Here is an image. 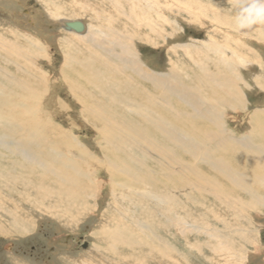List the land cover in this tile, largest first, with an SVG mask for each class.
<instances>
[{"label":"rangeland","instance_id":"1","mask_svg":"<svg viewBox=\"0 0 264 264\" xmlns=\"http://www.w3.org/2000/svg\"><path fill=\"white\" fill-rule=\"evenodd\" d=\"M43 1L44 0H0V30H5L4 32L8 34L7 36L10 39H12V37L16 39L17 36L22 39L19 35L22 34L29 38L30 42L34 41L33 43L36 46L41 44L42 47L40 48L43 49V60L34 61L38 70L27 67L30 75L33 74L36 76L37 74L38 78H40V75H43L38 85L36 81L31 82L29 80V83L33 84L31 88L33 93H36L35 98L27 99L22 89H13V85L9 84L10 87L5 89V97L0 98V118L4 119L3 122H0V192H2L0 194L4 196L2 198L0 195V203H3L2 205L0 204V225H2L1 229H4L0 230V264H137L138 260L140 264H160V261H157L158 258L154 256L153 258L155 259H153V262L150 260L152 256L148 255L150 253H146L149 252V250L143 245L144 240L145 243L149 242L151 244L153 242L151 238H148L150 233L141 230L136 219L144 221L145 224L153 220V224L155 225L152 227V231H155L158 236L166 239L168 244L174 248L173 250L177 252L176 255L170 257L171 262L168 261L166 264H172L174 262L173 260H178L179 264H264V180H259L257 178L259 177L258 174L264 175V173L259 170L257 173L251 169L250 165L253 164L252 160L246 157V153H238V148L234 142L226 146L227 148L225 151L230 152L227 158L223 157L218 161L223 163V169L227 166L223 160H228L236 169L245 167L247 171L250 168L252 175L251 179L246 178V174H244V179H242V181L233 179L230 177L231 174L219 178L213 173L212 167L205 161H202V163L195 161L194 158L183 151V149L167 141L165 131H156L154 128L155 126H152L151 122L148 121L153 119V122L156 123L161 117L163 120L171 122L173 126L172 129L178 134L177 127L181 129V136L177 134V136H173L176 138L179 136L180 139L185 138V141L186 139L188 140L187 137L198 138L204 133L205 137L198 139L201 143L205 142V144L207 142L208 133L217 131V128L214 129V127L217 126L202 119L195 121V123L199 125L197 129L194 127L190 128V124L186 122H183L181 125L178 124L175 119L177 117H172L176 114L178 115L175 110L181 113H190V108L186 106L181 99H178L169 89V95L166 96L169 99H159V97H165L163 91L161 92L160 89H166L167 86L158 81L153 83L148 82L149 84L144 83L143 85L144 88L148 89L147 92L154 95L157 99H121L118 96L115 102H112L109 98L106 99V95L100 94H96L93 99L102 101V106L110 113H118L117 115H120L119 119H127L128 121H134L136 123L139 122L142 130L148 134L149 137L153 138L156 143L158 142L160 145L169 148L168 150L173 153L174 157V163L172 162L173 165L171 169L172 176L166 177L165 179L163 176V170L165 171L164 167L157 161L155 162L153 158L145 155V153L150 152V150L142 139H136L133 135L126 134L125 138H128L127 140L129 143L124 142L122 139L123 137L114 132L115 134L111 139L112 143L120 148L122 153L112 151V149L101 140L98 142L100 136L97 135L96 128L100 127L101 129V124L91 117H88L89 119L87 120V115L82 112L79 100L73 99L68 89L65 87V84L57 82L56 75H59L58 72L64 61L62 60V53H60L59 48L63 41L62 38L68 37L64 33L71 34L69 37L73 38L72 33L65 32L61 29L59 24H57V20L66 18L69 15H80L81 12H83V6L80 2L84 3V1L90 2L93 6L96 5L99 12L102 9L103 14H106V11L111 10L112 7L108 6L109 3L107 0H93V2L92 0ZM118 1L119 5H124L126 7L127 0ZM231 1H171L170 19L179 22V28L175 29L173 25L171 28H168L170 32L168 47L174 49L172 53L173 56L169 55L167 57L164 51L159 52V50L156 49L150 50L145 44L140 43L138 44L139 50L142 56H144L140 58L141 62L154 70H167L169 67L175 66V69L172 71L178 72V74L182 76L181 78H184V81L186 80L184 84L189 87H196L200 85V82L193 79L194 75L191 73L192 71H190L192 64H190L191 62L188 59H185L190 55H186L182 47L175 49V46L189 44L191 41L201 42L206 38L213 37L217 39L220 44H230L231 47L236 43L243 45L239 46V51H242L246 55L248 52H251L261 63H264V5L261 6L254 0H243L247 5L235 2L234 0ZM258 1L264 4V0ZM42 2L44 4H42ZM208 3L211 6L214 4V7L219 8L222 16L218 14V10L215 15L216 19L209 20L205 18L204 15ZM45 4L47 7L46 9L50 11L54 18L53 21L50 17L48 18L47 14L43 11V9H45V7H43ZM56 4L57 6H55ZM243 5L252 11L244 12L242 8ZM182 8H191L192 11L200 13V17L194 20L187 16ZM85 12L84 15H88V17L86 16L88 20H90V16H94L87 11ZM210 14L212 13L210 12ZM210 14L208 13V15ZM86 17H76L75 19L82 20L87 25L89 22L85 19ZM158 23L161 22L159 21ZM228 24L230 27H227ZM90 25H94V21ZM153 25H156V21L153 22ZM157 27L159 26L157 25L155 29ZM6 33H2L1 35ZM43 35L46 38L41 39ZM95 36L98 38L96 39L98 52H101L106 58L115 59L116 63H119L120 61H117L115 56L112 57L106 53L109 44L105 43L103 34L98 33ZM69 41L72 44L69 50L70 58L84 59L89 56L86 50H80L74 40L70 39ZM28 44L29 43H25L23 46L20 44L23 52L37 51ZM115 49L116 52H121L118 47ZM92 51L95 52V50ZM193 51L194 50H192V54L194 53ZM227 57L229 58L230 56L227 55ZM214 58V56H208L207 60L201 62H208L207 70L209 74L213 73L215 66ZM102 59L104 58L102 57ZM255 59L256 58H254L252 62H244L242 66L237 65V62L233 59L231 60L233 66L242 77V80L247 84H239L240 86H238L239 91L243 93V101H248L253 108L262 107V105H264V90L259 91L256 85L253 84L255 76L257 79L259 78L264 82V64H262V68H259V66L256 65V61H254ZM211 60L213 64L209 63ZM1 63V68L6 67L3 61H1ZM73 67H76L77 69H75L79 73L82 72L79 67L75 65H73ZM12 68L13 66L8 67V70H11V76L19 77ZM193 72H195L194 69ZM72 75L74 74L72 73ZM21 79L26 78L22 77ZM124 79L125 76H120V74H118L119 81H123ZM1 80L0 78V86L3 84ZM83 80L82 77H74L71 83L75 82L83 86ZM99 84L101 88L104 89V82H99ZM173 84V80L169 81L170 88H173ZM13 92L15 93L13 94ZM9 96L12 97L6 99ZM81 99L87 98L83 96ZM119 100L123 103L118 104ZM228 100L229 99H222V101ZM162 101L172 106V109L167 110L169 114L164 113L159 107V102ZM195 101L199 104L201 99H195ZM129 102H131L132 105L129 104ZM205 107L206 109L203 110L202 113L210 117L212 110L206 105ZM132 108H138V113L141 114V117L138 113L131 112L130 109ZM232 113L234 112L225 111L222 120L228 135H230V131H234L239 133L237 137H240L241 133L250 129L249 123L240 121L241 124H231L233 122L231 120L233 117ZM214 115L217 116L218 114L214 112ZM143 116H146L147 122ZM107 120L108 118L103 119V121ZM7 121H9L8 125ZM21 124H24L23 127H21ZM253 126L254 134H251V130H249L250 142L254 147L256 146V149L264 152V118L259 119ZM67 129L70 130L68 133L69 136L73 134L78 138V145L85 151V153H83L85 158L88 153L96 154L95 156L99 159H101L99 154L102 155V153H106L111 157H113V155L118 156V161L122 165L127 163L129 167L135 170L137 169L147 178L150 177V181L147 179L150 184L146 185L151 188V193L150 189H146V186L142 183H125V185L128 186L126 188H120L118 185H116L118 187H114L119 199L113 201L109 191V188L111 189L113 186H109V184L105 182L104 167H100L95 162L90 164V166L88 163L82 164L83 158L75 163L67 160L64 161V159L61 158L60 162L58 161V163L54 164V159L55 161L58 160V156L55 154L62 155V153H66L67 155L69 151H74L73 143L70 138H66L64 135V131ZM10 130L13 132H10ZM32 130L39 131L40 138H37L36 135L33 136ZM133 138L136 139L137 142L133 143ZM179 138L178 140H180ZM16 144L19 145L16 146ZM187 144L189 148L192 146L198 147L192 140H188ZM6 146L13 151H7L8 148ZM39 146L40 148H38ZM101 147H103V150H101ZM255 148L253 149L254 151H256ZM25 149H28L29 152L23 151ZM30 151L36 152L40 156L42 164L45 163L44 166L50 165L51 169L52 167L53 169L57 168L62 173H77L78 175L92 171L97 172L96 177L93 176L92 179L99 178L103 183L101 182L100 184L98 179V185H95V187L89 183L92 187L85 186L83 192H80V194H83L82 197L72 198L71 201L63 202L64 204L68 202L65 207L62 202L60 206L57 199H34L31 189L27 187L24 189V192L25 194H30V202H27L28 200L26 199L24 205L21 206V200H18L17 197L12 195V192L10 193L13 178L15 180L22 178L34 185L37 184L35 183L38 182L37 180H45L44 182L47 185L51 184L53 186L52 181L49 180L53 179V177L49 176V173H45L41 168L39 169L36 167V165L30 163L29 165L26 163L27 159L30 160L33 157ZM151 152L153 151L151 150ZM192 152L194 153V151ZM22 156L25 158L22 159ZM197 156H201L203 159L201 149ZM132 157L137 158L139 161L142 159L145 161L144 165H139L138 163L140 162H133L131 160ZM181 162L187 166L186 172H189V175L185 172L184 177L177 175L176 171ZM71 164H75V172ZM144 167H146L145 170L143 169ZM150 169L154 170L155 173L151 174ZM190 172H194L196 175ZM198 174L203 175L202 182L198 180ZM227 176L229 179L226 181ZM77 180L81 184L87 183L85 178H77ZM142 180L143 179H141V181ZM204 181L210 182L211 185L220 190V192L215 194L205 193L204 189L200 188L201 183ZM5 182L7 183L5 184ZM67 186L68 185L65 187ZM44 187L47 186L45 185ZM130 192H139L140 196L137 193V195H131L133 204H131L128 199L127 202L120 203L119 200L123 201V199L119 195H129L131 194ZM153 193H156L154 201L149 198ZM251 194H253V196H251ZM9 199L14 200V202L11 200L8 202ZM62 199L64 201V197H62ZM13 203H15V205ZM80 206H82V208ZM83 206H85V209H83ZM113 206L115 208H112ZM63 209L65 214L61 215ZM76 209L79 211H76ZM132 210L134 211V215H132ZM13 211L16 213H13ZM112 216H116V218L122 220L124 224L122 225L121 222L117 221V228H106L103 226L102 224L109 221ZM16 224L19 225L16 226ZM242 227L250 231L248 242L245 241L246 243L241 237ZM124 230H126L124 233L121 232ZM129 231L138 234L142 239L141 242H143L140 247L139 245L133 246V242H130L129 246H138L139 248L130 249L124 244H121V240L124 242L133 240L138 243L137 239L131 238V235L128 233ZM227 234L229 235V240L227 239V241H225L226 238L224 236ZM223 242L226 243V246H220V244L223 245ZM94 247L101 249L100 253L97 254L100 256L99 258L96 257L94 251H90ZM111 251H114V254Z\"/></svg>","mask_w":264,"mask_h":264},{"label":"bare ground","instance_id":"2","mask_svg":"<svg viewBox=\"0 0 264 264\" xmlns=\"http://www.w3.org/2000/svg\"><path fill=\"white\" fill-rule=\"evenodd\" d=\"M171 1H173V0H127V4L125 7L124 5H119L118 0H107V2L109 3L108 6L112 7V9L109 11H106V14H103L102 9L99 12V10L96 8V5L93 6L90 2H85V1H84V3L80 2V4L83 6V12L84 13L81 12L80 15L76 14L74 16L69 15L66 18H60L57 20V24H59L61 29L65 32L72 33V36H73V38H71V37H69L71 34L64 33L68 37H66V38L61 37L63 41L61 42V45L59 48H60V53H62V60H64V61L62 62V65L60 67V71L58 70L59 75L58 74L56 75L57 82H61L62 84H65V87L68 89V92L73 97V99L79 100V103H81L82 112L85 115H87L86 116L87 120L91 117V118H94L97 122H99V124H101V129H100V127L96 128V133H97V135L100 136L98 138V142L101 140L103 143H106L107 146H109L112 149V151L122 153L121 149L112 143L111 139H112V136L115 134L114 132L120 134L123 137L122 139L124 142L129 143V141L127 140L128 138H125L126 134H131V135H133V137H136V139L137 138L142 139L145 142V144L147 145L148 149L150 150V152L145 153V155L147 157L153 158L155 160V162L157 161L158 163H160V165L162 167H164L165 171L163 170V176L165 177V179H166V177L168 178L169 176H172V173H171L172 170L171 169H172V165L174 163L173 162L174 161L173 153L168 150L169 148L160 145L158 142L156 143L153 140V138L149 137L148 134H146L142 130V128L140 126L141 124H139V122L136 123L134 121H132V122L128 121L127 119L126 120L125 119H119L120 115L118 116L117 115L118 113H114V114L110 113L106 108H104L102 106V101H100L98 99H93L96 96V94L106 95V99L109 98L112 102H115V99H117L118 96L121 99H157L156 97H154V95H151L150 93L147 92L148 89L144 88V86H143L144 83L149 84L148 82L153 83L155 81H158L161 84H166V86H167L166 89H160L161 92L163 91V94L165 97H161V98L159 97V99H169L166 96L169 95V90H171L172 93L175 94L178 99H181V101L186 106H189L190 111H191L190 113H181L180 111L175 110L179 116L176 114L175 116H172V117L173 118L177 117L175 119L178 122V124L181 125L183 122H186V123L190 124V128L194 127L197 129L199 127V125L197 123H195V121L202 119V120L209 121V123L214 125V126H217V127H214V129L217 128V131H215L214 133H210L209 131H207L209 133L207 136L206 144H205V142L201 143L198 139V138H204L205 137L204 133H202L198 138L187 137L188 140H192L199 147L198 148L196 146H192L189 148V146L187 144L188 140L186 139V141H185L184 140L185 138H183V139L179 138V136H181L180 135L181 129H179L177 127V130L179 132V134H178L174 129H172L173 126L171 125L172 124L171 122L163 120L161 117H160V119H158L159 122L156 121V123L153 122V119H151V121H148V122H151L152 126H155L154 128L156 131H158V130L159 131H161V130L165 131V137H166L167 141H169L172 144L174 143L176 145V147L183 149V151H185L190 156H192L195 161H198L199 163H202V161H205L209 166L212 167L213 173H215V175L218 176L219 178H222L227 174H231L230 177H232L233 179H235V180L238 179V181H242V179H244V174H246V176H247L246 178H249V179L252 178L251 169L257 173H258V170L260 172L264 173V152L256 149L255 148L256 146L254 147L251 144L250 132H249V130H251V134H254V126H253L254 123L259 121V119L264 118V105H262V107L260 106V107L253 108L248 103V101L247 102L243 101V99H244L242 97L243 93L239 91L238 86H240L239 84L244 85L246 83H244V81L242 80V77L240 76L238 71L233 66V63L231 62V60L233 59L235 62H237V65L242 66L244 62H252V60L254 58H256L254 61H256V65L259 66V68L260 67L262 68V64H264V63H261V61L258 60L257 57H254L251 52H248L246 55L242 51H239L238 50L240 48L239 46H243V45H239L236 43V44H233V47H231L230 44H220L218 42V40L213 38V37L206 38L205 40H203L201 42L191 41L189 44L176 45L175 46V49L182 47L183 50L185 51L184 53L186 55L187 54L190 55L185 59H188L191 62V63L190 62L189 63L192 64V68H191L192 70L190 69V71H192L191 73H193V75H194L193 79H195L197 82H200V85H197L196 87H189V86L185 85L184 82H186V80L184 81L183 80L184 78L182 79L181 78L182 76H180V74H178V72L172 71L173 69H175V66L169 67L167 70H154L150 66L145 65L144 63L141 62L140 58L144 57V56H142V54L140 53V50H139L138 44H140V43L145 44V46L150 50L156 49V50H159V52L164 51V54L167 57L169 55L173 56L172 53L174 52V49L168 47V43H169V39H170V32H169L168 28H171L172 25L175 27V29L179 28L178 27L179 22H177L175 20L172 21L170 19V10H171V8H170L171 4L170 3H171ZM183 1L194 2L195 0H183ZM228 1H231V0H228ZM234 1L240 2L244 5H247L243 0H234ZM254 1H256L257 4H259L261 6L264 5V4L260 3L258 0H254ZM43 2H42V4H44ZM92 2H93V0H92ZM231 2H233V1H231ZM57 4L55 6H57ZM244 5L242 7L244 9V12L252 11V10L247 9ZM43 7H45V9H43V11L47 14L48 18L50 17V19H52V21H53L54 18L52 17L50 11L48 9H46L47 8L46 4ZM126 8H127V10H126ZM182 9L186 12L187 16H189L190 18H193L194 20H196L200 17V13H198L197 11H192L191 8H187V9L182 8ZM218 10H219V8L214 7V4L211 6L208 3V5L206 6V11H205V15H204L205 18H207L209 20L216 19L215 15H216ZM85 11L91 13V15H94V16L93 17L90 16L89 17L90 20H88V18H87L88 15H84L86 13ZM210 12L212 14H210ZM82 13H83L84 17L87 16L85 18L87 20V22H89L91 24L94 21V25H90L89 23H87V25H86L84 21L79 20V19H75L76 17L82 18L83 17ZM208 13L210 15H208ZM218 14L222 16L220 10L218 11ZM104 15H105V17H104ZM223 17H224V15H223ZM77 20L80 21L84 25V30L82 32H75L72 30H67L62 25V24H64V22H71V21H77ZM154 21H156V25H153ZM159 21L161 23H158ZM212 23H218V22H212ZM157 25L159 27H157L155 29V27ZM227 27H230L229 24L227 25ZM4 31L0 30V63H1V61H3L6 64V67H3V68L0 67V73H1L0 78L2 79L1 81H3V84L0 86V98L5 97V89H8V87H10L9 85H13V87H12L13 89H15V88L22 89V92L24 93V96L27 97V99L35 98L36 93H33V90L31 88V86L33 84L29 83V82L30 81L31 82L36 81L37 85H38V84H40V78L42 79L43 75H40V78H38L37 74H36V76L33 74L30 75V73L27 70L28 69L27 67L33 68L34 70H38V67L36 66V64H34V61L43 60V56H42L43 49L40 48L42 46H41V44L39 46H36L33 43L34 41L30 42L29 38H27L26 36H23L22 34H19L22 39H20L19 36H17L16 39H15V37H12V39H10L7 36L8 34ZM2 33H6V34L1 35ZM8 33L10 34L9 31H8ZM98 33L103 34V36L105 37V43L109 44L108 48L106 50V53H108L112 57L115 56V58H117V61L118 60L120 61L119 63H116L115 59L113 60V59L106 58L103 54H101V52H98V49H97L98 44L96 43V39H98V38L95 36ZM25 34H27V33H25ZM76 35H80V36H76ZM29 37H31V36H29ZM42 37L43 38H41V39L46 38V37H44V35ZM70 39L74 40L75 43H77L80 50H82V51L86 50L88 52L89 56L87 58H84V59L83 58H72V57L70 58L69 50L71 49V46H72L71 42L69 41ZM25 43L26 44L29 43L28 45L34 47L37 51L36 52L35 51L34 52L33 51L32 52L31 51L23 52L20 44H22V46H23ZM117 47L121 52L115 51L116 50L115 48H117ZM92 50H95V52H93ZM192 50H194L193 54H195V55L192 54ZM179 54H180V52H179ZM99 55H101L104 59H102V57ZM227 55H229L230 57L228 58ZM39 56H40V58H39ZM208 56H214L215 57L214 58L215 66H214L212 74H209V71L207 70V67H208L207 63L208 62L207 63H201V62L207 60ZM209 63L213 64L212 60ZM73 65L79 67L81 69L80 71H82V72L79 73L76 70L77 68L73 67ZM193 65H194V67H193ZM11 66H13L12 69L14 70L15 74L17 73V75H19V77L11 76V74H12L11 70L10 69L8 70V67H11ZM178 69H181V68H178ZM193 69L195 72H193ZM70 71L74 75H72V73ZM118 74H120V76L121 75L125 76V79L123 81H119L118 80ZM156 76H157V78H156ZM22 77L26 78V79H21ZM74 77H82L84 79L82 82L83 86H80V85L76 84L75 82L71 83V81L73 80ZM171 80H173V83H174L173 88L169 87V81H171ZM253 80H254L253 84L256 85V88L259 91L264 90V82H262L263 80H261L259 78L257 79L256 76L254 77ZM99 82H104V86H103L104 89L101 88ZM14 93L15 92H13V94ZM83 96H86L87 99H81ZM11 97L12 96H9L6 99H10ZM195 99H201V102L198 104L195 101ZM222 99H229V100L228 101H222ZM119 103L122 104L123 102H121L119 100L118 104ZM16 104H18V103H16ZM129 104L132 105L131 102H129ZM205 105L210 107L212 110V113H210L211 114L210 117H208L202 113L203 110L206 109ZM159 107L166 114H169L167 112V110L172 109V106H170L169 104H167L164 101L159 102ZM139 109H140V107H139ZM130 111L138 113V108H136V109L132 108V109H130ZM173 111H174V109H173ZM225 111L234 112V113H232L233 117L231 118V120L233 122L231 124L235 123L237 125L238 123H240V121L248 122L250 129H248L246 132L241 133L240 137H237V134H239V133L234 132V131L233 132L230 131V135H228V132L226 131L223 120H222V118L224 117ZM214 112H216L218 115L215 116ZM138 114L141 117V114L140 113H138ZM121 116H122V114H121ZM104 118H108V120L103 121ZM217 120H218V123H217ZM1 121L3 122L4 119H1L0 122ZM145 121L147 122V119ZM24 122H26V121H24ZM8 124H9V121H7V125ZM23 125L21 124V127H23ZM263 129H264V127H263ZM10 132H13V131L10 130ZM64 132L66 133V134L64 133L65 137L70 138L71 142L73 143L74 151H69L67 153V155H66V153H62V155L55 154L58 156L57 157L58 160L55 161V159H54V164L58 163V161L60 162L61 158H63L64 161L67 160V161L72 162V163H75L76 161H80L83 158L82 159L83 163L81 162L82 164L88 163L90 166V164L95 162L100 167H104L103 170L105 171L104 174L106 177V178H104L105 182L107 184H109V186H113V188L112 187H111V189L109 188V191L111 193V198L113 201H117L119 199L116 195V190L114 187L120 186V188H126L128 186L125 185V183H142L146 186V189H148V190L150 189V193H151V188H149V186L146 185V184H150L147 181V179H149L150 177L147 178L146 176H144L143 173H141L137 169L135 170L134 168L129 167L127 165V163H124L122 165L118 161V156H116V155H113V157H111L106 153H102V155L99 154V157L101 158V159H99L98 157L95 156L96 154L94 155V154L88 153L86 155V158H85V156L83 155V153H85V151H83L82 148L78 145V138L75 137L73 134H71L69 136L68 133L70 132V130H68V129L65 130ZM176 134L179 135L177 138L175 136H173ZM13 135H14V133H13ZM32 135L33 136L36 135L37 138H40V132L37 130H32ZM162 136H163V134H162ZM178 138L180 140H178ZM136 139L133 138L132 142L133 143L137 142ZM9 140H11V139H9ZM140 142H141V140H140ZM232 142H234L236 144V147L238 148V153L239 152H241V154L246 153V157H248V159L252 160L253 164L250 165L251 169L249 168L247 171H246L245 167H242V169H236L233 167L232 164H230V162L228 160H223V162L227 164L226 168L223 169V165H222L223 163L219 162L218 160L223 158V157L227 158V156L230 152H226L225 149L227 148L226 146L232 144ZM17 145H19V144H16V146ZM146 145H144V146H146ZM7 148H8L7 151L11 150L9 147H7ZM38 148H40V146ZM254 148L256 149V151L253 150ZM200 149L202 150L203 159L201 156H197ZM101 150H103V147H101ZM151 150L153 152H151ZM191 150L194 151V153ZM11 151H13V150H11ZM15 151H17V150H15ZM23 151L29 152L28 149H25ZM30 154L33 155V157L31 159L28 157L30 160L27 159L28 161L26 160V163L36 165V167H38L39 169L41 168L45 173H49V176L53 177V179H49L52 181L53 186L51 184L47 185L44 182L45 180H37L38 182H35L37 184L34 185L27 180H23L22 178L15 180L12 177L13 182L11 183L12 184L11 188H13V189L10 188V193L12 192L13 193L12 195L17 197L18 200L19 199L21 200V202H20L21 206L24 205V203L26 202V199L28 200L27 202H30L29 201L30 194H28V193L25 194V192H24V189H26L27 187H28V189H31V192L33 193L34 199H37V198H42V199L50 198L53 200L57 199L58 204L60 205L61 202H62V204H64L66 201H71L72 198L82 197L83 194L82 193L80 194V192H83L85 186L89 187L90 186L89 183H90L91 185H93V187H95V185H98L97 179H98V181H100L99 178L92 179L93 176L96 177L97 172L92 171V172H88V173L87 172L81 173L79 175L77 173H74V174L73 173H62L57 168L53 169V167H52V169H51L50 165L44 166L45 163L42 164V160H40V156L36 152L30 151ZM16 155H20V154H16ZM251 155H252V158H251ZM65 157L66 158L68 157V158L66 159ZM23 158H25V157L22 156V159ZM26 158H27V156H26ZM131 160L133 162H140V163H138L139 165H141V164L144 165V162H145L142 159H140V161H139L137 158H134V157H132ZM74 165L75 164H71V167L75 172ZM242 165H245V164H242ZM146 167H144L143 169L145 170ZM147 169H149V168H147ZM186 169H187V166H185L184 163L181 162L179 165V168L176 170L177 175L184 177ZM76 170H78V169H76ZM150 173L154 174L155 171L151 170ZM186 173H187V175H189V172H186ZM190 173L193 175H196V173H194V172H190ZM220 175H221V177H220ZM258 175H259V177H257V178L259 180H264L263 174H258ZM76 177L77 178H85L87 180V183L81 184L77 180ZM197 178L200 182H202L203 175L198 174ZM121 179L124 181H122ZM141 179H143V180L141 181ZM152 179H154V178H152ZM228 179H229V177L227 176L226 181ZM149 181H150V179H149ZM101 182L102 181H100V184H101ZM6 183L7 182H5V184ZM65 184L68 186L65 187L66 186ZM45 185L47 187H44ZM116 185H118V186H116ZM90 187H92V186H90ZM200 188H203L205 193H214L215 194V193L220 192V190L216 189L208 181H204L203 183H201ZM13 190H15V191H13ZM6 191H7V189H6ZM0 193H2V192H0ZM7 193H8V191H7ZM136 193L137 192H133L129 195H126V194L119 195L123 199V201L119 200V202L120 203L121 202H127V199H128V201H130L131 204H133L131 195L136 194ZM147 193H148V191H147ZM137 194L140 196L139 192ZM155 194L156 193H153L149 197L152 201L155 200ZM148 195H150V194H148ZM251 196H253V194H251ZM3 197L4 196H2V198ZM62 197H64V201H63ZM224 197H226V196H224ZM3 200H5V199H3ZM10 200L11 199H9L8 202ZM11 201L14 202V200H11ZM13 204L15 205V203H13ZM36 204H37V202H36ZM67 204H68V202H67ZM67 204H64V207ZM155 204H157V203H155ZM69 206H70V204H69ZM85 206H83L84 207L83 209H85ZM80 207L82 208V206H80ZM1 208H3V207H1ZM112 208H115V207L113 206ZM242 208H245V207H242ZM8 209H10V208H8ZM54 210H55V208H54ZM2 211H4V210H2ZM76 211H79V210L76 209ZM61 212H62L61 215L65 214L64 209ZM13 213H16V212L13 211ZM132 215H134L133 210H132ZM61 219H63V218H61ZM245 220H246V218H245ZM117 221L121 222L122 225L124 224L122 220L116 218V216H112L109 219V221H106V223H103L102 225L105 226L106 228H108V227L117 228V226H118ZM136 222L139 224L141 230H144V231L150 233L148 238H151L153 243L150 244L149 242H147V243H149V244H147V243H145V240H144V244H143L149 250V252H146V253H150L148 255L152 256V257H150V260L153 261V259H155L153 257L155 256L156 258H158L157 261H160V264L161 263L166 264L168 261L171 262L170 257L176 255L177 252L173 250L174 248L168 244V241L166 239L162 238L161 236H158L155 233V231H152V227L155 225V224H153V220L151 222L149 221L148 224H145L144 221H142L140 219H136ZM17 225H19V224H16V226ZM1 228H2V225H0V230H4ZM22 229H24V228H22ZM103 231H104V229H103ZM125 231L126 230L121 231V232L124 233ZM128 233H129V235H131V238L133 237V238L137 239L138 243H136L133 240H130L127 242H124L123 240H121V244H124L125 246H127L130 249H136L138 246L137 247L129 246L130 245L129 243L133 242V246L139 245V247H140L141 243H143V242H141L142 239L139 237V235L134 233V232L132 233L131 231H129ZM142 233H141V235H142ZM241 233L240 234H241V237L244 239V242L245 241L248 242L250 231L247 228L246 229L243 228ZM106 235H108V234H106ZM218 235H219V233H218ZM224 237L226 238L225 241H227V239L229 240L228 234L225 235ZM222 241H224V240H222ZM101 242L104 243L103 241H101ZM220 246H226V243L223 242V245L220 244ZM100 250H101L100 248L94 247L90 251L91 252L94 251L96 257L99 258L100 256H98L97 254L100 253ZM109 251H110V248H109ZM136 254H137V252H136ZM177 258H175V259H177ZM173 261L174 262L172 264H179L178 260L177 261L173 260ZM138 262H139V260L137 261V264H140V262L139 263ZM151 264H153V263H151Z\"/></svg>","mask_w":264,"mask_h":264},{"label":"water","instance_id":"3","mask_svg":"<svg viewBox=\"0 0 264 264\" xmlns=\"http://www.w3.org/2000/svg\"><path fill=\"white\" fill-rule=\"evenodd\" d=\"M63 27L67 30H72L75 32H82L84 30V25L80 21L64 22Z\"/></svg>","mask_w":264,"mask_h":264}]
</instances>
